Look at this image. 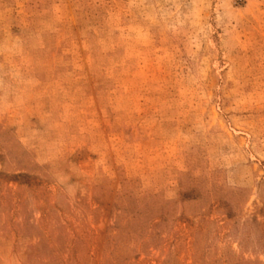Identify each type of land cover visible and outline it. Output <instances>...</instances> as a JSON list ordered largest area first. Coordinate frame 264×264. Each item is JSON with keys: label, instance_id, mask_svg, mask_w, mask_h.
<instances>
[{"label": "rangeland", "instance_id": "374dc122", "mask_svg": "<svg viewBox=\"0 0 264 264\" xmlns=\"http://www.w3.org/2000/svg\"><path fill=\"white\" fill-rule=\"evenodd\" d=\"M0 264H264V0H0Z\"/></svg>", "mask_w": 264, "mask_h": 264}]
</instances>
